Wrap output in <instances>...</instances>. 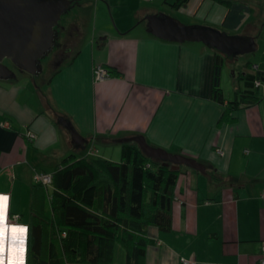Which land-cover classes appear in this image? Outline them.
<instances>
[{
    "label": "crops",
    "instance_id": "1",
    "mask_svg": "<svg viewBox=\"0 0 264 264\" xmlns=\"http://www.w3.org/2000/svg\"><path fill=\"white\" fill-rule=\"evenodd\" d=\"M176 1L81 0L71 22L78 43L50 80L41 86L27 73L0 80V196L5 197L0 264H27L34 216L52 212L54 187L38 186L36 172L53 175L68 156H83L92 138L97 147L121 146L122 139L137 135L207 167L200 172L181 166L172 230L150 228L145 264H182V257L192 264H262L264 98L242 105L231 122L220 124L226 105L212 99L215 50L202 42L158 38L147 31L146 16L171 9L253 37L259 50L264 0H240L230 7L189 0L179 9L173 7ZM87 8L94 11L91 20ZM263 55L242 61L231 69V78L224 68L222 87L233 84L232 97L223 88L226 102L235 97L239 75L255 72ZM97 65L108 67L112 77L96 82ZM60 117L85 138V146L73 144ZM29 129L36 132L35 141L27 138ZM98 156L112 160L100 149ZM214 169L227 177L224 183L212 179L208 171ZM126 262V249L116 244L113 264Z\"/></svg>",
    "mask_w": 264,
    "mask_h": 264
},
{
    "label": "trees",
    "instance_id": "2",
    "mask_svg": "<svg viewBox=\"0 0 264 264\" xmlns=\"http://www.w3.org/2000/svg\"><path fill=\"white\" fill-rule=\"evenodd\" d=\"M214 1L230 7L240 0ZM72 2L75 6L81 0ZM188 2L177 0L173 7L179 9ZM235 57L215 50L212 99L226 105L220 124L231 122L232 112L242 105L264 98L263 55L255 72L239 75L235 97L226 102L222 75L226 61ZM257 81L262 85L256 86ZM121 147L120 161L88 155V147L80 158L70 155L62 161L52 175V212H36L29 227L27 264H113L116 244L126 249V264H145L150 228L172 230L181 168L148 157L137 141H123ZM208 173L217 183L227 180L215 169Z\"/></svg>",
    "mask_w": 264,
    "mask_h": 264
},
{
    "label": "water",
    "instance_id": "3",
    "mask_svg": "<svg viewBox=\"0 0 264 264\" xmlns=\"http://www.w3.org/2000/svg\"><path fill=\"white\" fill-rule=\"evenodd\" d=\"M73 6L72 0H0V80H15L18 72L31 76L42 72V59L56 43L60 20ZM146 21L147 31L158 38L179 43L202 42L228 58L258 50L253 37L186 24L165 13L149 14ZM5 60L14 66L10 67ZM59 123L68 126L74 145H86L85 138L71 128L64 117L59 118ZM127 140L137 141L148 157L172 164L173 169L185 165L200 172L207 170L206 165L195 158L150 145L142 135L124 138L121 142Z\"/></svg>",
    "mask_w": 264,
    "mask_h": 264
},
{
    "label": "rangeland",
    "instance_id": "4",
    "mask_svg": "<svg viewBox=\"0 0 264 264\" xmlns=\"http://www.w3.org/2000/svg\"><path fill=\"white\" fill-rule=\"evenodd\" d=\"M78 11H79V7L77 5L73 6L68 12L63 14L62 19L60 20V24L63 26H67V28L72 29L73 26L71 25V22H73V20L76 18V14L78 13ZM165 11H166L167 15L174 16L186 24H193V25L196 24V25L213 27V26L207 25L203 22L193 20L192 17H188L186 15L176 13L175 11H172L171 9H166ZM86 14H87L88 20H91L94 16L93 9L87 8ZM213 28L221 30L220 28L215 27V26ZM221 31H223V30H221ZM227 33L230 35H242V34H238L236 32H227ZM258 42L260 44L258 51L248 53V54H243V55H237V57H235V59L226 61L225 70H226V72L230 78L232 75L231 69H233V70H234V68L236 69L237 66L242 61L246 60L247 58L259 59L261 57V55L263 54V51H264V37L263 36L260 37ZM47 59H48L47 57L43 58V60H42V63L44 65L43 71L36 76V80H37L38 84L41 86H43V81L46 82V81L50 80V78L52 76L51 68H49V66L46 65ZM5 63L8 64L10 67H13V63L10 62L9 60H5ZM18 77L19 78L25 77V73L18 72ZM224 87H225V93H226L227 97H232V94H233L232 82L230 81V83L224 84L223 88ZM98 148L100 149L101 156L106 155L107 158L112 159L114 161H119L121 159L122 147L120 145H111V146L109 145L108 146V145L100 144V145H98ZM78 150H80V149L78 148Z\"/></svg>",
    "mask_w": 264,
    "mask_h": 264
},
{
    "label": "built area",
    "instance_id": "5",
    "mask_svg": "<svg viewBox=\"0 0 264 264\" xmlns=\"http://www.w3.org/2000/svg\"><path fill=\"white\" fill-rule=\"evenodd\" d=\"M112 77L111 70L104 66V65H97L94 68V79L96 82H102L105 80H108ZM262 83L260 81L256 82V86H261ZM26 136L29 140L35 141L37 139V134L35 131L29 129L26 133ZM220 153H223L221 150L219 151ZM99 153V149L96 146V138H92L88 144V155L91 156H97ZM34 180L36 183H42L44 185H50L53 182L52 174H47L44 172H36L34 175ZM19 216L16 215L14 217V220H18ZM263 250H264V245H263ZM182 264H192V261L190 259L182 257ZM261 263L264 264V258H262Z\"/></svg>",
    "mask_w": 264,
    "mask_h": 264
},
{
    "label": "flooded vegetation",
    "instance_id": "6",
    "mask_svg": "<svg viewBox=\"0 0 264 264\" xmlns=\"http://www.w3.org/2000/svg\"><path fill=\"white\" fill-rule=\"evenodd\" d=\"M56 32V43L47 56L44 57L48 58L46 65L51 68L52 72L60 64V62H62L69 55L78 43V35H76L73 31V28L70 29L60 24L57 27ZM43 67L44 65L42 63V71ZM36 76L33 77L36 78Z\"/></svg>",
    "mask_w": 264,
    "mask_h": 264
},
{
    "label": "snow or ice",
    "instance_id": "7",
    "mask_svg": "<svg viewBox=\"0 0 264 264\" xmlns=\"http://www.w3.org/2000/svg\"><path fill=\"white\" fill-rule=\"evenodd\" d=\"M5 197L0 196V223L3 222V201ZM0 236H2V229H0ZM0 251H2V246H0Z\"/></svg>",
    "mask_w": 264,
    "mask_h": 264
},
{
    "label": "bare ground",
    "instance_id": "8",
    "mask_svg": "<svg viewBox=\"0 0 264 264\" xmlns=\"http://www.w3.org/2000/svg\"><path fill=\"white\" fill-rule=\"evenodd\" d=\"M21 255H22V251H21Z\"/></svg>",
    "mask_w": 264,
    "mask_h": 264
}]
</instances>
